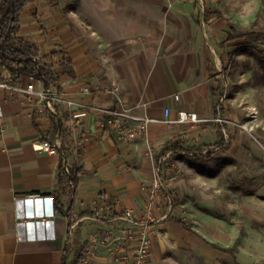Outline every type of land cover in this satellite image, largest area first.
<instances>
[{
	"label": "crops",
	"instance_id": "1",
	"mask_svg": "<svg viewBox=\"0 0 264 264\" xmlns=\"http://www.w3.org/2000/svg\"><path fill=\"white\" fill-rule=\"evenodd\" d=\"M214 17L206 22L204 13L205 23ZM21 36L54 66L59 81L51 87L78 105L57 107L63 133L50 140L45 101L24 93L31 82L38 92L46 89L43 82L13 79L0 59V84H7L0 86V264L70 263L84 243L85 264H126L134 243L121 238L131 228L137 238L146 231L149 264H165L171 252L195 242L194 230L179 218L180 199L195 186L177 180L172 162L183 159L185 139L212 115L202 64L168 46L167 0H34L22 15ZM63 57L75 78L62 75ZM99 108H125L157 122L140 139L119 140ZM220 109L214 107L215 116ZM182 111L200 121L174 122ZM223 138L217 151L230 147ZM56 143L58 154L45 149ZM193 156V165L204 163ZM178 164L195 177V166ZM66 166L82 169L76 189ZM127 210L134 220L123 217Z\"/></svg>",
	"mask_w": 264,
	"mask_h": 264
},
{
	"label": "rangeland",
	"instance_id": "2",
	"mask_svg": "<svg viewBox=\"0 0 264 264\" xmlns=\"http://www.w3.org/2000/svg\"><path fill=\"white\" fill-rule=\"evenodd\" d=\"M206 8L222 18L206 24ZM167 42L202 64L212 115L172 162L177 180L195 186L177 205L195 242L165 264H264V0H167ZM221 129L230 147L217 151ZM179 161L195 166L192 180Z\"/></svg>",
	"mask_w": 264,
	"mask_h": 264
},
{
	"label": "trees",
	"instance_id": "3",
	"mask_svg": "<svg viewBox=\"0 0 264 264\" xmlns=\"http://www.w3.org/2000/svg\"><path fill=\"white\" fill-rule=\"evenodd\" d=\"M33 1L34 0H0V59L2 65L9 71L13 79L18 80L23 76L36 78L43 82L45 88H48L51 85H56L59 81V78H57L54 73V66L45 62V56L40 53L35 44L21 36L22 15L26 7ZM214 15L222 17L220 12H213L207 9L205 12V21L208 22ZM56 55V53L51 54L52 57H56ZM59 64L63 69L62 75L75 78L71 61L68 58L63 57ZM50 118L52 127L47 137L53 141L58 134L63 133V122L58 116H55V114H51ZM220 133L222 139L218 145H221L224 139L223 132L220 131ZM170 150H172V147L166 148L163 153H168ZM193 157H195V161L198 163L204 160L203 156ZM63 173H65V170H63ZM81 173V168H75L69 172L70 181L74 189H76L79 184ZM55 204L58 209L60 204L58 199L55 200ZM215 247L232 256H235L237 252L236 247ZM88 250V243H84L75 253L74 260L67 263L65 258L63 264H84Z\"/></svg>",
	"mask_w": 264,
	"mask_h": 264
},
{
	"label": "built area",
	"instance_id": "4",
	"mask_svg": "<svg viewBox=\"0 0 264 264\" xmlns=\"http://www.w3.org/2000/svg\"><path fill=\"white\" fill-rule=\"evenodd\" d=\"M2 87H7V84H0ZM115 92L119 91L116 86L114 88ZM85 93H90V87L84 88ZM28 96H35L42 98L46 103L47 111L51 114H57L58 106L74 107L78 105L74 100L67 98L63 92H61L56 87H48L40 92L36 91L33 82L29 83L24 91ZM175 100H179V96H174ZM81 105V104H80ZM98 112L104 116L103 125L109 129L119 140L134 141L144 137L149 129V125L152 122H157L156 119L139 117L133 115L129 109L125 108H115V109H102L99 108ZM170 115V109H165L164 116L168 118ZM76 117V115H74ZM200 121L198 115L195 113L180 112L179 117L176 121L177 123L183 122H197ZM45 149L51 154H58L60 149V144L56 143L54 145H47ZM167 156L163 157L161 160L166 161ZM65 171L69 174V169L65 167ZM160 171V167L158 168ZM159 186V181H156V185ZM54 200L51 199L52 211L54 212L53 206ZM123 217L128 220L135 219V212L133 210H127ZM134 228L128 229L125 236L121 239L123 241H132L134 243V248L126 258V264H149V242L147 241V233L143 231L139 238L135 237ZM86 262V261H85ZM85 264V263H84Z\"/></svg>",
	"mask_w": 264,
	"mask_h": 264
}]
</instances>
